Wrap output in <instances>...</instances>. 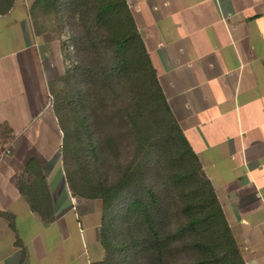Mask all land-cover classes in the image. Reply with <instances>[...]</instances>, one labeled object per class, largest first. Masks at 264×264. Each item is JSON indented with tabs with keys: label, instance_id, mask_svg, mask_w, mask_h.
<instances>
[{
	"label": "crops",
	"instance_id": "obj_1",
	"mask_svg": "<svg viewBox=\"0 0 264 264\" xmlns=\"http://www.w3.org/2000/svg\"><path fill=\"white\" fill-rule=\"evenodd\" d=\"M126 1L245 263L264 264V0ZM52 2L0 14V264L104 256L102 202L74 194L65 171Z\"/></svg>",
	"mask_w": 264,
	"mask_h": 264
},
{
	"label": "trees",
	"instance_id": "obj_2",
	"mask_svg": "<svg viewBox=\"0 0 264 264\" xmlns=\"http://www.w3.org/2000/svg\"><path fill=\"white\" fill-rule=\"evenodd\" d=\"M13 3L0 0V14ZM50 7L64 36L53 98L67 180L102 202L104 256L93 264H246L127 1Z\"/></svg>",
	"mask_w": 264,
	"mask_h": 264
},
{
	"label": "rangeland",
	"instance_id": "obj_3",
	"mask_svg": "<svg viewBox=\"0 0 264 264\" xmlns=\"http://www.w3.org/2000/svg\"><path fill=\"white\" fill-rule=\"evenodd\" d=\"M50 8L52 9V7H50V6L47 8V9H48V13H49L50 23H51L50 25H52V27H53V29H54V30H53L54 32H57L58 34H61V35H62L63 32H60L59 30L56 29V24H55V22H54V19H52L53 17H52V14L50 13ZM50 27H51V26H50ZM55 34H56V33H55ZM63 41H64V38H63ZM65 72H66V64H65L64 74H65ZM64 74H62L61 76H59V78H58V79H59V85H58V87L56 88V90H55L54 93H56V91H57L58 89H59V90L61 89V85H62V83H63L62 80H63V76H64ZM54 104H55V103L53 102V103H52L53 107H54Z\"/></svg>",
	"mask_w": 264,
	"mask_h": 264
}]
</instances>
